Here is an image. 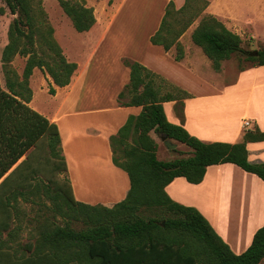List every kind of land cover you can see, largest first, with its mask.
Masks as SVG:
<instances>
[{
	"label": "trees",
	"instance_id": "16d2710c",
	"mask_svg": "<svg viewBox=\"0 0 264 264\" xmlns=\"http://www.w3.org/2000/svg\"><path fill=\"white\" fill-rule=\"evenodd\" d=\"M39 1L5 0L16 17L9 25L8 42L1 54L5 89L0 84V178L25 157L20 162L25 168L24 178L41 173L43 194L58 208L78 207L73 213L82 216L86 228L75 231L68 226L56 227L46 232L41 244L18 264H68L70 259L79 264H259L264 259V225L256 230L248 248L235 254L195 207L172 200L165 187L175 177L198 184L208 166L222 163H233L264 181V162H250L246 148L248 142L263 141L264 131L244 129L237 143L200 140L181 124L170 122L162 105L178 100L182 119L181 99L188 94L179 88L176 93H162L164 79L127 57L122 63L129 69V81L117 100L120 105L140 106L141 110L127 117L110 136L109 144L112 162L128 174L129 190L111 208L74 200L58 127L28 105L34 68L46 73L58 87L68 85L77 68L53 37L52 27L39 18L42 12L35 5ZM58 2L77 32H86L94 25L91 7L71 0ZM207 6V0H184L175 9L170 0L150 42L165 51L174 47V59L179 61L184 55L179 38L198 20L191 41L201 48L214 71H220L222 62L234 53L244 55L252 63L250 67L264 65V46L242 48L240 37L219 19L202 15ZM16 55L27 57L21 77L10 66ZM48 93H55L51 84ZM152 131L185 145L191 155L159 160Z\"/></svg>",
	"mask_w": 264,
	"mask_h": 264
},
{
	"label": "crops",
	"instance_id": "0c3cea01",
	"mask_svg": "<svg viewBox=\"0 0 264 264\" xmlns=\"http://www.w3.org/2000/svg\"><path fill=\"white\" fill-rule=\"evenodd\" d=\"M169 1L162 0L163 6ZM172 1L178 8L184 3V0ZM214 1L208 0L204 12L227 25L228 5L220 3L223 9L217 12L213 9ZM230 8L235 10L232 6ZM158 26L153 27L150 35ZM88 39V42H83L86 52H80L76 47L71 49L79 55H74L73 62L77 68L68 85L58 87L47 75L36 81L32 75L29 78L32 98L28 105L58 127L67 165L66 175L76 202L111 208L122 201L129 190L128 174L112 162L109 144L110 136L118 131L127 117L141 110L140 106L118 103L117 95L129 81V69L123 65V57L141 63L188 94L181 99L182 119L180 107L177 108L178 100L163 102L162 105L170 122L181 124L200 140L240 142L244 119L249 120L250 128L264 131V98L261 95L253 107L256 90H264V65L239 71L233 81H225L218 78L219 71L213 70L201 48L190 40L187 43L180 38L184 55L176 61L174 47L165 51L162 46L150 42L151 46H146L147 50L142 53H129L115 46L118 42L108 47L111 41L120 38ZM114 48L117 49L113 52ZM34 81L47 93L49 84L54 87L55 93L49 94L53 97L52 103L46 106L36 104ZM246 148L250 162H264V140L248 142ZM24 158L0 178V264H18L36 245L41 244L40 224L34 220L39 219L42 213L16 209L19 204H25L23 201L27 197L36 195L39 199L45 196L40 192L41 181L35 182L30 174L28 180L24 178L25 168L20 163ZM257 186L264 187V181L255 174L233 163H222L208 166L198 184L190 183L184 177H175L166 185L165 191L172 200L195 207L232 252L240 254L248 248L256 230L264 225L263 204L259 205L257 198L258 206L253 209L250 205ZM243 213L250 218L244 229L239 221ZM42 215L51 218L50 212ZM254 223L258 224L253 226ZM21 251L27 255H16Z\"/></svg>",
	"mask_w": 264,
	"mask_h": 264
},
{
	"label": "rangeland",
	"instance_id": "374dc122",
	"mask_svg": "<svg viewBox=\"0 0 264 264\" xmlns=\"http://www.w3.org/2000/svg\"><path fill=\"white\" fill-rule=\"evenodd\" d=\"M72 2H77L85 5L86 7H91L93 9V14L95 16V23L90 30L86 32H77L70 20V18L65 14L61 8L58 0H40L38 4H35L39 8L40 13L39 18L44 22L48 23L53 29V37L56 39L57 43L63 50L67 59L74 61V55L78 52L71 50L72 47L80 48V52H86L83 42H88V38H120L119 40H113L109 43L110 45L119 46L121 49H125L129 53H142L147 50L150 44L151 31L153 27L159 25L162 14L164 13V8L162 0H71ZM208 1V0H207ZM221 4H227L229 11L226 10V15L228 18V24L225 25L221 19H219L227 29L237 34L241 39V47L245 50L259 49L264 46V0H215L213 4L214 11L221 12L220 8L223 9ZM232 6V10L230 7ZM248 6V7H245ZM0 8L3 9V13H0V84L2 88L5 89V73L1 61V54L4 46L8 42V29L12 20L16 17V14H12L5 2V0H0ZM175 9H179L175 6ZM248 9V10H246ZM242 10V11H241ZM205 11V10H204ZM202 15H205V12ZM244 14L247 17L244 19ZM41 22L43 25L44 23ZM198 20H196L191 26H189L180 36L187 43L191 42V33L194 27L197 25ZM179 38V41H180ZM106 39L104 42H106ZM182 44V43H181ZM87 45V44H86ZM195 45V44H194ZM147 46V48H146ZM184 49V45L182 44ZM117 48H114L113 52ZM112 50V48L110 49ZM25 56L16 55L10 62V66L17 73L19 77L22 75L23 67L26 61ZM252 63L244 57L242 54L234 53L228 59L223 62V70L219 71L217 74L220 80L233 81L237 73L243 68H249ZM39 68H34L32 76L34 80H40L42 76H46ZM31 76V77H32ZM48 76V75H47ZM162 78V77H161ZM164 79V78H163ZM32 82L33 89L36 94V104L46 106L53 101V97L49 95L46 91L40 88L36 82ZM164 86L161 89L162 93L167 91H172L176 93V86L172 85L164 79ZM162 84V83H161ZM49 87V85H48ZM48 90V88H47ZM254 103L260 98H264V90L257 89L254 94ZM125 100V99H124ZM179 108V105H177ZM150 136L155 140L157 144L156 156L159 160L169 161L176 158H185L191 154V150L185 145L176 142L174 140H168L174 144L176 147L174 149H168L166 145L161 140L159 134L150 132ZM159 147V148H158ZM41 173L34 176L35 182L41 181ZM244 184V183H243ZM41 188V187H40ZM43 194V190L41 191ZM262 194L263 196H259ZM253 195V194H252ZM258 195V196H257ZM38 197L32 195L27 197L23 202L25 204H19L17 210L23 212H35L45 214L46 212L51 213V218L48 219L47 216L41 214L38 221L40 224V234L43 236L46 232L54 230L56 227H66L79 231L86 228V224L79 213H73V211L79 210L78 207L74 209H68L67 206H62L60 208L56 207L54 203L48 198ZM263 197V199H261ZM263 204L264 206V187H256L255 198L250 200L251 208H256ZM1 203V202H0ZM245 218V219H244ZM243 220V221H242ZM248 220V222H246ZM241 227L244 229L247 223H250V218L242 215ZM258 224V223H257ZM256 223L253 224L257 225ZM48 226L50 228H48ZM49 230V231H48ZM234 232H237V229ZM26 256L27 252L21 251L16 252V255ZM68 264H79L78 260L70 259ZM264 264V259L259 263Z\"/></svg>",
	"mask_w": 264,
	"mask_h": 264
},
{
	"label": "water",
	"instance_id": "95a60500",
	"mask_svg": "<svg viewBox=\"0 0 264 264\" xmlns=\"http://www.w3.org/2000/svg\"><path fill=\"white\" fill-rule=\"evenodd\" d=\"M160 138L168 149H174L176 147V144L168 141V139L165 135H161Z\"/></svg>",
	"mask_w": 264,
	"mask_h": 264
},
{
	"label": "built area",
	"instance_id": "2783aa9c",
	"mask_svg": "<svg viewBox=\"0 0 264 264\" xmlns=\"http://www.w3.org/2000/svg\"><path fill=\"white\" fill-rule=\"evenodd\" d=\"M242 125H243L244 129H248V128H250V122H249V120L244 119V120L242 121Z\"/></svg>",
	"mask_w": 264,
	"mask_h": 264
},
{
	"label": "bare ground",
	"instance_id": "6f19581e",
	"mask_svg": "<svg viewBox=\"0 0 264 264\" xmlns=\"http://www.w3.org/2000/svg\"><path fill=\"white\" fill-rule=\"evenodd\" d=\"M260 195V194H259ZM258 196V195H257ZM245 219V218H244ZM243 221V220H242ZM246 222H248V220L246 221ZM248 224V223H247Z\"/></svg>",
	"mask_w": 264,
	"mask_h": 264
}]
</instances>
